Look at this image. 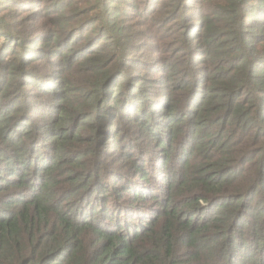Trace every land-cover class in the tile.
<instances>
[{
  "label": "trees",
  "instance_id": "1",
  "mask_svg": "<svg viewBox=\"0 0 264 264\" xmlns=\"http://www.w3.org/2000/svg\"><path fill=\"white\" fill-rule=\"evenodd\" d=\"M28 4L0 0V264H264V0Z\"/></svg>",
  "mask_w": 264,
  "mask_h": 264
},
{
  "label": "rangeland",
  "instance_id": "2",
  "mask_svg": "<svg viewBox=\"0 0 264 264\" xmlns=\"http://www.w3.org/2000/svg\"><path fill=\"white\" fill-rule=\"evenodd\" d=\"M19 1V3H21V4H24V7H28V5H30V4H28L31 0H18ZM17 3V2H16ZM86 4H83V6L82 7H84ZM26 11H29V10H26ZM24 14L25 13H23L22 11H20V13H19V11L16 13V15H17V21L19 22V20L22 18V17H24ZM25 19H27V18H25ZM14 20H15V18H14ZM13 20V21H14ZM133 70H137V68L136 67H134L133 68ZM131 75H136L137 77H140L141 79H144L145 81H146V83L152 78V77H154V75H150V73L147 71V70H143V71H140V72H137V74H131ZM135 76V77H136ZM149 98L150 99H148L147 101H149L148 103H146V101L144 100L143 102H142V104H143V107H145V106H148V109H156L155 107H153V106H151V101L153 102L156 98L155 97H151V96H149ZM154 121H159L160 120V118L158 117V116H154ZM10 122V121H9ZM137 138L138 139H141L140 138V136H138L137 135Z\"/></svg>",
  "mask_w": 264,
  "mask_h": 264
}]
</instances>
